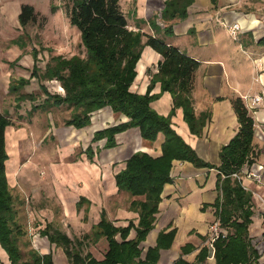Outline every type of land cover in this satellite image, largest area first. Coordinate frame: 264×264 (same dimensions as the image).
Segmentation results:
<instances>
[{
    "label": "crops",
    "instance_id": "0c3cea01",
    "mask_svg": "<svg viewBox=\"0 0 264 264\" xmlns=\"http://www.w3.org/2000/svg\"><path fill=\"white\" fill-rule=\"evenodd\" d=\"M166 1L125 0L131 6L127 11L124 10L129 28L154 34L150 21H155L162 28L171 25V35L163 36L161 32L159 36L201 62L196 71L192 100L195 115L205 124L198 134L192 133L183 108L179 107L172 116V127L201 159L219 164L222 146L235 136L240 127L232 100L260 93L263 88L264 46L259 45L258 41L264 35V21L254 13L253 8L249 12L251 0H191L183 17L165 21L162 11ZM233 23L241 25L239 40L234 39L228 30L227 26ZM160 60L161 55L152 47L144 48L136 66L137 76L131 85L132 91L140 94L147 92L152 73L158 71ZM157 93H161L160 82L155 83L151 91V94ZM151 105L159 114L169 115L173 107L171 93H161ZM250 114L255 122L256 156L252 164L244 166L240 182L252 194L253 214L247 234L257 253L254 262L264 264V218L257 211L258 203L253 194L258 192L264 197V102ZM127 120L125 115L114 113L111 107L106 106L92 113L89 125L83 128L67 126L72 131L61 133L65 135L63 138L69 150L75 144L83 148L77 157L79 162L69 163L70 174L64 180L72 191L70 195L60 196L57 200L63 210L64 228H53L51 224L40 226L32 233L30 251H37L41 255L50 254L53 264H74L65 247L52 242L43 233L44 230L60 231L71 239L74 249L98 261L103 260L109 241L106 236H97L95 233L103 213L115 227L125 228L133 223L126 239L136 237L135 226L139 222V214L131 205L142 197L120 190L116 184V174L125 168L126 161L138 151L159 157L165 136L159 133L154 142H149L142 138L139 128H129L116 134L117 145L114 147L104 148L106 138L93 141L97 131ZM10 126L6 129V148L9 159L10 154L12 156V164L15 152L12 154L8 149L9 139L13 141L7 133V130L11 131ZM89 146L94 152L92 161L85 152ZM9 159L6 163L7 175L8 178H14L18 165L13 171V165H8ZM249 172L257 173L259 179L252 178ZM171 178L162 191L154 225L139 245L140 258L145 259L148 250L157 246L161 233L174 231L169 246L159 250L157 264H174L179 260L188 264H217L214 252L209 248L212 226L218 223L219 234L227 235L229 231L220 224L216 206L220 194L219 170L174 160ZM115 238L118 241L123 239L120 233ZM205 248H209L207 253ZM29 260L30 257L23 261ZM0 264H11L1 244Z\"/></svg>",
    "mask_w": 264,
    "mask_h": 264
},
{
    "label": "trees",
    "instance_id": "16d2710c",
    "mask_svg": "<svg viewBox=\"0 0 264 264\" xmlns=\"http://www.w3.org/2000/svg\"><path fill=\"white\" fill-rule=\"evenodd\" d=\"M67 2L70 7V20L82 33L86 55L74 56L71 59L57 58L56 64L47 66L40 79L59 81L64 94L51 93L42 85L45 100L33 107V110L68 106L72 108V114L64 124L83 128L91 123L93 112L106 106L111 107L114 113L123 114L128 120L95 133L94 142L106 138L104 148L116 146V134L129 128H139L142 138L146 141L154 142L159 133L164 134L165 140L159 157L138 151L126 161L125 168L116 174V184L120 190L142 197L131 205L139 214L135 238L126 239L133 223L125 228L115 227L103 213L95 233L97 236L107 237L109 248L105 258L98 261L89 255H83L81 250L74 249L66 234L50 230H44L43 233L47 234L52 242L63 245L74 264H157L159 250L169 246L174 231L161 233L157 246L148 250L145 259L140 258L139 245L154 225L162 191L165 184L172 179L173 161H189L197 167L219 170L220 194L216 206L220 224L229 231L227 235L220 233L214 242L217 264H255L257 253L247 234L253 214L252 194L233 176L242 167L252 164L256 156L255 122L243 99L236 97L232 100L240 127L235 136L222 146L220 163L204 161L172 127V116L179 107L183 108L185 120L192 133L198 134L205 124L204 120L195 115L192 100L196 71L201 62L168 43L165 37L159 36L161 32L163 36L171 35L172 26L162 28L152 20L150 24L154 34L130 29L120 0ZM190 2L191 0H167L162 18L169 21L183 17ZM38 15L32 5L23 4L19 14L20 23L27 25L35 22ZM258 44L264 46V35ZM146 46L158 52L162 60L158 63V71L152 73L147 92L140 94L132 91L131 85L137 76L136 66ZM29 82V78H21L18 84L10 86L11 91L23 88ZM157 82L161 84V93L168 91L173 98V107L167 116L159 114L151 105L152 101L161 96V93L151 94ZM27 95L24 94L20 98L33 99L30 97L32 94ZM10 125L11 120L0 110V244L8 253L11 264H53L50 254L41 255L34 250L29 251L30 260L23 261L19 242L25 232L17 221L14 197L6 170L9 159L6 129ZM85 152L92 161V147L89 146ZM117 233L121 234V241L115 238ZM208 249L205 248L206 253ZM174 264L188 263L179 260Z\"/></svg>",
    "mask_w": 264,
    "mask_h": 264
},
{
    "label": "rangeland",
    "instance_id": "374dc122",
    "mask_svg": "<svg viewBox=\"0 0 264 264\" xmlns=\"http://www.w3.org/2000/svg\"><path fill=\"white\" fill-rule=\"evenodd\" d=\"M251 1L249 12L253 8L264 21V0ZM23 4L32 5L39 13L35 22L20 23ZM120 4L125 11L131 8L125 0ZM69 10L67 0H0V110L12 122L11 131L7 130L13 140L9 139L8 149L15 152V161L11 164L10 154L8 165H13V171L18 165V170L16 177H9V184L18 224L25 231L19 242L23 260L30 257L32 233L40 226L64 228L63 210L57 200L70 195L72 190L64 180L70 174L69 163H78L83 149L75 144L69 150L65 135H61L71 130L64 121L72 108L63 105L33 110L45 100L42 85L51 93L64 94L59 81L40 79L47 66L56 64L57 58L86 55L82 33L71 22ZM21 78L30 82L11 91L10 86ZM24 94H32L33 99H21Z\"/></svg>",
    "mask_w": 264,
    "mask_h": 264
},
{
    "label": "built area",
    "instance_id": "2783aa9c",
    "mask_svg": "<svg viewBox=\"0 0 264 264\" xmlns=\"http://www.w3.org/2000/svg\"><path fill=\"white\" fill-rule=\"evenodd\" d=\"M227 27H228V30L231 36L234 39L239 40L240 32H241V25L239 23H233V24L228 25ZM242 99L248 111L252 112L257 107V105H260L264 102V84H263L262 91L260 93L253 94V95L247 94V95L242 96ZM243 168L244 167H242L238 173L233 174V176L236 177L238 180L241 179V174L244 171ZM249 175L254 179H259V175L255 172H249ZM243 187L247 189L244 185ZM253 194L258 203L257 211L264 218V197L258 192H254ZM218 236H219V229H218V223H216L212 226V237L209 242V248L214 253H215L214 242L218 238Z\"/></svg>",
    "mask_w": 264,
    "mask_h": 264
}]
</instances>
